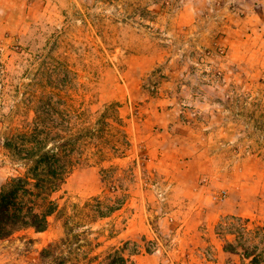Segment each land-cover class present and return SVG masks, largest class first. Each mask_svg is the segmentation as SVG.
I'll use <instances>...</instances> for the list:
<instances>
[{
  "label": "rangeland",
  "instance_id": "rangeland-1",
  "mask_svg": "<svg viewBox=\"0 0 264 264\" xmlns=\"http://www.w3.org/2000/svg\"><path fill=\"white\" fill-rule=\"evenodd\" d=\"M84 126L0 264H264V0H0V185L13 132Z\"/></svg>",
  "mask_w": 264,
  "mask_h": 264
},
{
  "label": "trees",
  "instance_id": "trees-1",
  "mask_svg": "<svg viewBox=\"0 0 264 264\" xmlns=\"http://www.w3.org/2000/svg\"><path fill=\"white\" fill-rule=\"evenodd\" d=\"M93 129L82 127L75 132L50 130L16 131L5 141L16 166V175L8 176L0 185V240L16 231L48 229L49 218L58 209L54 194L62 189L74 168L89 160L80 144L87 141ZM112 211L114 208H110ZM55 245L42 250V264H78L56 256ZM127 247H114L98 264H136ZM256 262V258L254 259Z\"/></svg>",
  "mask_w": 264,
  "mask_h": 264
}]
</instances>
